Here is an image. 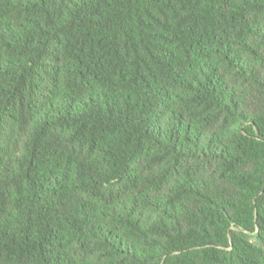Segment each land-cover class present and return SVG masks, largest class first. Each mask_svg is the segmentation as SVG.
I'll return each mask as SVG.
<instances>
[{
	"label": "trees",
	"instance_id": "obj_1",
	"mask_svg": "<svg viewBox=\"0 0 264 264\" xmlns=\"http://www.w3.org/2000/svg\"><path fill=\"white\" fill-rule=\"evenodd\" d=\"M0 264H264V0H0Z\"/></svg>",
	"mask_w": 264,
	"mask_h": 264
}]
</instances>
